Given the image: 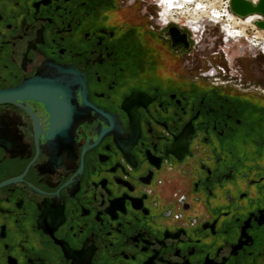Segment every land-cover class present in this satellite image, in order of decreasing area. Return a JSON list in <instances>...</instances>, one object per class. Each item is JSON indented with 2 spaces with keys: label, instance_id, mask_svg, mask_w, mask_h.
<instances>
[{
  "label": "flooded vegetation",
  "instance_id": "obj_1",
  "mask_svg": "<svg viewBox=\"0 0 264 264\" xmlns=\"http://www.w3.org/2000/svg\"><path fill=\"white\" fill-rule=\"evenodd\" d=\"M180 3L0 0V264H264V86Z\"/></svg>",
  "mask_w": 264,
  "mask_h": 264
},
{
  "label": "bare ground",
  "instance_id": "obj_2",
  "mask_svg": "<svg viewBox=\"0 0 264 264\" xmlns=\"http://www.w3.org/2000/svg\"><path fill=\"white\" fill-rule=\"evenodd\" d=\"M178 1H180L181 3L172 10V12H174L175 15H172V13L171 14L165 13L163 7L161 6L162 19L164 20V22L166 23L173 22L174 24H181L182 19L186 18L187 19L186 24L183 25V27H185L189 32L194 30L197 33L195 35L197 39L201 37L200 33H202V27H204V25L206 26V23H211L213 25L214 24L223 25L222 27L224 29L222 28V30L224 31V33L226 32L230 36V39L232 38L227 46L229 45L231 46L232 44H234L236 38L241 37V34L244 35L245 31L249 27H253L256 29V21L261 19L260 17H253V16L248 17L246 19L237 17L233 13H230V11L226 10V4H227L225 3L226 0H222V6H223L222 8L214 4V2L218 3V0H178ZM250 1L256 2V0H250ZM200 3L202 7L205 8H201ZM209 7H218L216 9L217 12H214V10H210V9H208L209 11L207 12V8ZM202 9L204 10L202 11ZM225 18H228V20H226ZM198 29L201 30L199 31Z\"/></svg>",
  "mask_w": 264,
  "mask_h": 264
},
{
  "label": "rangeland",
  "instance_id": "obj_3",
  "mask_svg": "<svg viewBox=\"0 0 264 264\" xmlns=\"http://www.w3.org/2000/svg\"><path fill=\"white\" fill-rule=\"evenodd\" d=\"M214 4L220 6L221 8L223 7L222 0H218V3L214 2ZM200 7L205 8L202 7V5ZM217 8L218 7H209L207 8V12L209 11L208 9L217 12L216 10ZM203 10L204 9H202V11ZM186 20H187L186 18L182 19L181 27L183 26V24H186ZM210 24L211 23H206L207 29L204 32L203 36L201 37V42L199 47L200 49L202 48L204 51H200V53H197L198 64L200 67L207 68L210 64H214L216 62L215 58H219L220 60L219 63L217 62V64L214 65L225 66L226 62L222 53V51L225 50V44L223 42L224 32L222 30L223 25L213 26ZM184 30L187 29L185 28ZM238 45H242L245 48L244 50L245 53L243 57H241L242 53ZM230 47H231V51L230 52L228 50L226 51L229 52V57L232 60V64L236 67H241L244 69L246 82L250 84L252 83V85H256L257 87L264 86V57L261 58L251 57L247 49V43L245 41H242L238 44L234 43ZM219 51L221 52L219 55H213L214 52L218 53Z\"/></svg>",
  "mask_w": 264,
  "mask_h": 264
},
{
  "label": "built area",
  "instance_id": "obj_4",
  "mask_svg": "<svg viewBox=\"0 0 264 264\" xmlns=\"http://www.w3.org/2000/svg\"><path fill=\"white\" fill-rule=\"evenodd\" d=\"M230 1L231 0H226L225 1V3H227L226 4V10L230 11V13H232L231 7H230ZM257 2H258V0H256V2H254V3H257ZM159 18H160V21H161L162 25H164V26H168V25L174 24L173 22L166 23V22L163 21L161 8H160V12H159ZM225 19L228 20V18H225ZM260 20H262V18ZM174 25H177V26L181 27V24H174ZM183 25H185V24H183ZM210 25H213V24H210ZM216 25L217 24H214L213 26H216ZM181 28L185 29V27H183V26ZM206 29L207 28L204 25V27H202V33H200L201 37L203 36V34L206 31ZM198 30L200 31L201 29H198ZM190 33L192 34L193 39L195 41V47L194 48L198 52L200 50L199 45H200V42H201V37H200V39H197L195 37V35L197 33L194 30H192ZM198 34H199V32H198ZM223 34H224L223 42H224L225 47H226L230 43V40L232 38L230 39V36L226 32L223 33ZM232 41H234V40H232ZM242 41H245L247 43V49H248V52L251 55V57H253V58L264 57V31L263 30H260L257 26H256V29L253 28V27H249L245 31L244 35L241 34V37H239V38L237 37L236 38V41H234V43L238 44V43H240ZM238 46H239L240 51L242 53L241 57H243L244 53H245V51H244L245 48L242 45H238ZM220 51L218 53H216L215 55H219L221 53ZM222 53H223L224 59H225V61H226V63L228 65L227 66H217L216 67L217 76L224 75L225 78L227 79L225 84L233 85L235 87H240L243 84V82H244L243 70L241 69V67H236V66H234L232 64V60L229 57V52H227L225 50ZM217 76L215 78H217Z\"/></svg>",
  "mask_w": 264,
  "mask_h": 264
},
{
  "label": "water",
  "instance_id": "obj_5",
  "mask_svg": "<svg viewBox=\"0 0 264 264\" xmlns=\"http://www.w3.org/2000/svg\"><path fill=\"white\" fill-rule=\"evenodd\" d=\"M231 11L239 18L260 17L262 20L256 21V26L264 31V0L254 3L250 0H231Z\"/></svg>",
  "mask_w": 264,
  "mask_h": 264
}]
</instances>
